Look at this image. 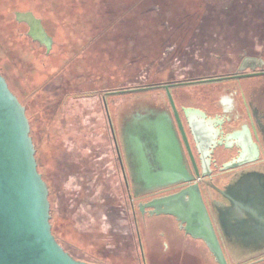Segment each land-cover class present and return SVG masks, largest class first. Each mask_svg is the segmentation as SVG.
I'll list each match as a JSON object with an SVG mask.
<instances>
[{"label":"rangeland","instance_id":"rangeland-1","mask_svg":"<svg viewBox=\"0 0 264 264\" xmlns=\"http://www.w3.org/2000/svg\"><path fill=\"white\" fill-rule=\"evenodd\" d=\"M221 4L218 0H0V67L28 107L40 170L49 188L52 233L74 259L141 264L102 91L96 90L189 80L205 68L200 59L211 52L220 58L207 61L209 66L228 68L232 63L228 54L234 51L214 39L239 40L238 30L223 31L220 25L215 37L214 31L189 29L224 21L243 27L244 22L227 20L229 16L219 12ZM12 5L29 6L43 18L54 38L48 52L14 23ZM262 81L264 76L250 77L239 84L245 90ZM208 87L207 82H188L173 85L169 92L197 99L205 97ZM137 97L153 104L165 99L161 89L111 91L104 96L116 135L117 106ZM136 219L146 264H202L195 252L178 250L168 217L138 212Z\"/></svg>","mask_w":264,"mask_h":264},{"label":"water","instance_id":"water-1","mask_svg":"<svg viewBox=\"0 0 264 264\" xmlns=\"http://www.w3.org/2000/svg\"><path fill=\"white\" fill-rule=\"evenodd\" d=\"M15 18L28 24L29 37L43 44L46 52L50 50L52 39L38 18L31 12H15ZM165 88L169 106L143 101L148 105H125L118 110L117 136L126 171L117 144L116 150L129 198H140L194 181L180 192L151 200L140 209L149 207V214H168L185 221V230L203 240L219 264H226L197 180L211 177L210 159L214 155L222 157L230 148L229 140L240 153L223 163L219 171L258 161L257 151L251 150L245 140L251 132L234 117V105H227V101L204 108L183 106L182 116L194 136L195 149L198 154L203 149L197 144L198 131L203 150L207 152V160L201 155L196 161L181 116L168 86ZM141 98H134L133 102H141ZM30 132L25 106L0 73V264H92L74 259L52 233L49 188L38 171ZM185 150L190 166L185 159ZM221 194L229 201L221 217L224 218L221 226L226 229L225 234L234 237L242 246L263 242L264 171L250 170L240 174Z\"/></svg>","mask_w":264,"mask_h":264},{"label":"flooded vegetation","instance_id":"flooded-vegetation-1","mask_svg":"<svg viewBox=\"0 0 264 264\" xmlns=\"http://www.w3.org/2000/svg\"><path fill=\"white\" fill-rule=\"evenodd\" d=\"M21 1V0H20ZM222 2L219 6V12L224 15H228L227 20H236L241 23L244 22L243 27H235L233 26V22L228 23V21L224 22H215L210 24H201L200 26H196L195 28L189 29H196V30H207L209 32H215V37H219L217 30L220 29V25H222V29L232 31L238 30V36H241V39L237 40H225L215 38L214 41H219L218 44L230 47L234 52H229L228 60L232 61L228 68H213V66H209L206 62L207 61H214L219 59L220 56L216 55V53L211 52L210 56L212 57H205L200 59L203 62L204 69L201 71L200 74L190 77L189 80L177 81V80H170V81H163V82H156L153 84H144L143 87H139V85H134L131 88L127 87H120L115 88L112 90L106 89H99L96 91H102V95L100 96L102 100V105L105 110V115L107 118L108 126L109 121L107 117V113L109 115L110 121V112L108 111V102L104 98L108 92L113 93H126L130 90L132 91H146V90H154V89H161L163 91L164 103H159L156 101L154 104L150 103L151 105H171L166 93L165 86H168V90L176 84L188 83V82H207L209 87L207 89V93L205 97H198L197 99H193L187 97L185 95L176 94L172 96L174 105H176L177 111L181 116L182 123L184 126V130L192 151L194 158L198 159L199 156H203V160H207V152L204 151L203 143L200 139L199 133L197 131L196 139L197 144L203 149H201L200 154H198L197 150L195 149V141L194 136L191 133L188 124L185 122L181 108L184 107H197V108H204L205 105H222L223 102L227 101V105H234L233 106V115L237 117L240 121H242L243 127L246 129L248 128L251 132L250 136H247L245 139L251 148V150H256L258 153L259 160L251 163L245 164L241 167L229 169L227 171H219L223 163H226L233 158H235L239 153L240 149L234 144L232 140L228 141L229 149L225 151L224 155L220 158H216V156H212L210 159V169L212 170V175L210 178L206 179H198V187L200 189V194L210 221L212 223L214 232L216 237L218 238L223 254L226 259V264H233V261L242 262L241 264H263L264 263V241L254 245L242 246L239 244L234 237H228L225 232L226 229L221 226V218L222 210L224 206L229 205V201L221 194V191L226 186L232 185L236 179L240 176V174L250 171V170H260L264 171V81L261 82V85H249L248 88L245 90L240 86L239 81L243 78H250V77H259L264 76V0H218V2ZM15 7V8H14ZM12 13H13V20L14 22L18 23L22 26V29L25 30L24 35L27 39L32 42H36L42 46L40 42L33 40L31 37L27 35L28 31V24L25 22H19L15 18V12H31L36 18H38L46 31L47 26L45 21L41 16L38 15L37 11L29 6H11ZM228 23V24H227ZM50 36V35H49ZM52 39V45L54 44V38L50 36ZM212 40V39H211ZM203 42V39H201ZM203 44V43H202ZM51 45V46H52ZM213 45V44H212ZM208 45L207 49L210 50ZM204 48H206L204 46ZM207 50V51H208ZM192 56V55H191ZM190 56V57H191ZM211 79H219V80H211ZM263 79V78H262ZM143 88V90H139ZM95 93V92H91ZM106 105V109H105ZM122 105H148V103L143 102H130V103H122ZM122 108L117 106V114L118 110ZM118 116V115H117ZM112 124V123H111ZM113 128V127H112ZM110 129V126H109ZM114 130V129H113ZM111 133V131H110ZM115 133V132H114ZM112 137V144L114 148V162L115 166L119 171V174L122 179V184L124 186V190L127 193V197L129 199V208L131 210L133 216V223L135 227L136 239H137V247L139 252V262L141 264H146L144 259V255L140 250V238L137 236V213L139 212L140 215H155L149 214L151 208L145 207L141 210V206L145 203L166 196H170L180 192L183 188L187 187L194 183V181L190 183H184L175 185L163 190H159L153 192L149 195L142 196L140 198H129V190L126 187L123 178V169L121 164L123 163L124 170L126 171V166L123 161V155L121 150V145L118 139V136L115 134V139L113 135ZM116 144L119 148V153L121 157V161L119 155L116 150ZM185 159L188 165L190 166L189 156L187 155V151L185 150ZM215 160V161H213ZM229 184V185H228ZM221 211V212H220ZM158 216L168 217L171 221V228L170 230L173 231L175 234L179 248L178 250H186L191 252H195L200 257L199 262L202 264H219L212 253L210 252L206 243L198 238L193 237L189 232L185 230L186 222H182L178 218L168 214H160ZM166 245V244H165ZM168 249V246H167ZM236 249H246L248 250L245 256L240 258H235L233 252ZM250 259V260H248ZM247 260V261H246Z\"/></svg>","mask_w":264,"mask_h":264},{"label":"trees","instance_id":"trees-1","mask_svg":"<svg viewBox=\"0 0 264 264\" xmlns=\"http://www.w3.org/2000/svg\"><path fill=\"white\" fill-rule=\"evenodd\" d=\"M16 25H19L18 23L14 22ZM0 73L4 76V78L6 79L10 89L13 91V93L18 97L19 101L21 102L22 105L25 106L26 108V115H27V118L29 120V123H30V127H31V131H32V124L33 122L31 121V117L29 116V110H28V107L24 104L23 102V99L22 97L19 95V93L11 86L10 84V80H9V77L7 75V73L0 67ZM30 135L32 136V139H33V143L35 145V149H36V154H35V157H36V160H37V167H38V171L42 174L41 170H40V164H39V158H38V154H37V146H36V142L34 141V138H33V135H32V132H30ZM42 177L44 179V176L42 174Z\"/></svg>","mask_w":264,"mask_h":264},{"label":"bare ground","instance_id":"bare-ground-1","mask_svg":"<svg viewBox=\"0 0 264 264\" xmlns=\"http://www.w3.org/2000/svg\"><path fill=\"white\" fill-rule=\"evenodd\" d=\"M222 210H224L223 208H221ZM248 250L246 249H236L234 252H233V255L235 256V258H240V257H243L245 256L246 252Z\"/></svg>","mask_w":264,"mask_h":264}]
</instances>
